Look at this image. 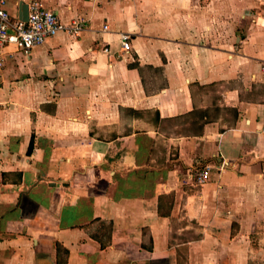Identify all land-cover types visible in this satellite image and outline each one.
<instances>
[{
  "label": "crops",
  "instance_id": "1",
  "mask_svg": "<svg viewBox=\"0 0 264 264\" xmlns=\"http://www.w3.org/2000/svg\"><path fill=\"white\" fill-rule=\"evenodd\" d=\"M20 1L0 6L18 18ZM41 2L84 26L27 55L3 47L0 264L254 258L244 244L264 225V0ZM222 161L194 186L195 168Z\"/></svg>",
  "mask_w": 264,
  "mask_h": 264
},
{
  "label": "built area",
  "instance_id": "2",
  "mask_svg": "<svg viewBox=\"0 0 264 264\" xmlns=\"http://www.w3.org/2000/svg\"><path fill=\"white\" fill-rule=\"evenodd\" d=\"M27 6V21H21L16 17H12L3 6H0V68L3 65L2 50L6 44H14L27 55L34 46L41 44L47 37L55 35L60 30L78 35L83 29L84 24L82 20L75 19L63 23L57 14L43 5L41 0H29ZM106 29H108V25L105 23L102 25V30ZM128 38L127 34L121 35L120 55L127 53L130 49ZM101 50L108 55L116 56V54L113 55L106 45L101 46ZM262 68L264 70V66ZM212 168L218 169V171L223 170L226 168V163L223 161L218 165L206 163L195 168L191 172L193 184L201 186L207 182Z\"/></svg>",
  "mask_w": 264,
  "mask_h": 264
},
{
  "label": "rangeland",
  "instance_id": "3",
  "mask_svg": "<svg viewBox=\"0 0 264 264\" xmlns=\"http://www.w3.org/2000/svg\"><path fill=\"white\" fill-rule=\"evenodd\" d=\"M257 187H263L264 188V177L262 179H259L256 183ZM195 187H198L200 185L194 184ZM264 199V196H263ZM264 218V217H263ZM246 230H250L249 235V241L244 244L245 247L251 248V251L257 252L255 254L254 258L252 259H242L240 260L243 264H264V225L261 226L259 224L258 227L254 228H246ZM233 244H227V247L229 250H232L235 248V245L233 247ZM238 246V244H236ZM243 246V247H244ZM254 254V253H252ZM233 261V260H232ZM232 261H228L227 263L230 264Z\"/></svg>",
  "mask_w": 264,
  "mask_h": 264
},
{
  "label": "water",
  "instance_id": "4",
  "mask_svg": "<svg viewBox=\"0 0 264 264\" xmlns=\"http://www.w3.org/2000/svg\"><path fill=\"white\" fill-rule=\"evenodd\" d=\"M27 16H28L27 2L22 0V1L19 2L18 19L21 20V21H27Z\"/></svg>",
  "mask_w": 264,
  "mask_h": 264
},
{
  "label": "trees",
  "instance_id": "5",
  "mask_svg": "<svg viewBox=\"0 0 264 264\" xmlns=\"http://www.w3.org/2000/svg\"><path fill=\"white\" fill-rule=\"evenodd\" d=\"M30 151H31V145L29 144L27 152H30Z\"/></svg>",
  "mask_w": 264,
  "mask_h": 264
}]
</instances>
